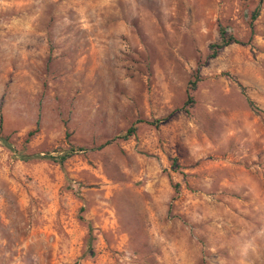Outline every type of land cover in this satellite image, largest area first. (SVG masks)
I'll use <instances>...</instances> for the list:
<instances>
[{"label":"rangeland","instance_id":"rangeland-1","mask_svg":"<svg viewBox=\"0 0 264 264\" xmlns=\"http://www.w3.org/2000/svg\"><path fill=\"white\" fill-rule=\"evenodd\" d=\"M0 138V264H264V0H0Z\"/></svg>","mask_w":264,"mask_h":264},{"label":"trees","instance_id":"trees-1","mask_svg":"<svg viewBox=\"0 0 264 264\" xmlns=\"http://www.w3.org/2000/svg\"><path fill=\"white\" fill-rule=\"evenodd\" d=\"M256 13L253 14L252 19H255L256 17ZM231 43H239L238 40H236L232 35H227L226 31L224 29H220L219 30V38L218 41L215 44H210L209 45V52H210V58H215L217 56V54L225 47H227L228 45H230ZM197 88V82H193L190 84L189 88H188V92H187V100L184 104V109H187L188 107H192L194 105V92L196 91ZM136 131V128L130 127L128 128L126 131L119 133L115 139H122V140H127L128 138H130L132 135H134ZM31 134H29L30 136ZM0 142H3L5 147H7L9 150L13 151L14 154V159L20 160V161H31V160H53L56 161V159H58L57 163L59 165H62L64 163V161L68 158H70L72 156V154L70 153H63L61 154V156L59 158H55L53 156H50L49 154H45V155H25L23 152H17L15 151L12 146L7 142L6 139H2L0 138ZM28 143V140L25 141V144ZM110 143H112V140L107 141L106 143H104L101 147H105L107 145H109ZM82 150V149H80ZM71 153H74V151H71ZM88 238H87V247L90 248L91 247V243H92V238H91V229L90 227L88 228Z\"/></svg>","mask_w":264,"mask_h":264}]
</instances>
